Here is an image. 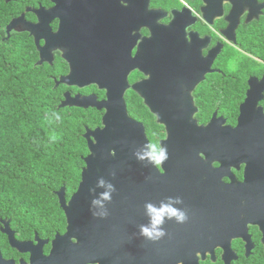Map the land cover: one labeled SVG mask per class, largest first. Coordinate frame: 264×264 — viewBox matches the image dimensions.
I'll return each mask as SVG.
<instances>
[{
	"label": "flooded vegetation",
	"instance_id": "1",
	"mask_svg": "<svg viewBox=\"0 0 264 264\" xmlns=\"http://www.w3.org/2000/svg\"><path fill=\"white\" fill-rule=\"evenodd\" d=\"M0 11L9 18L1 36L5 49L26 48L33 66L45 70L50 112L88 118L80 178L75 189L64 184L53 191L56 214L0 206V264H56L54 242L69 226L62 188L68 203L89 154L84 134L103 127L106 109L98 104L108 99L109 89L123 84L128 112L143 124L149 141L162 143L168 133L157 100L186 103L202 132L197 156L183 161L172 153L159 168V182L131 181L134 212H144L139 201L159 206L166 197L185 194L195 210L228 212L230 228L252 214L244 234L251 246L239 230L229 231L227 258L233 264L264 262V0H0ZM39 14L48 23L47 39L39 41L47 44L42 63L35 34L23 30L39 22ZM13 20L18 29L8 34ZM129 209L110 224L117 241L130 234V222L143 218L148 223L145 212L130 221ZM190 225L166 221L168 235L160 242L197 240L198 231ZM223 254L221 248L215 249V259L210 252L205 257L197 252L201 264H224ZM105 257L99 247L94 255L82 252L78 262L66 264H111Z\"/></svg>",
	"mask_w": 264,
	"mask_h": 264
},
{
	"label": "water",
	"instance_id": "2",
	"mask_svg": "<svg viewBox=\"0 0 264 264\" xmlns=\"http://www.w3.org/2000/svg\"><path fill=\"white\" fill-rule=\"evenodd\" d=\"M39 16V22L28 23L23 30H30L35 34L41 55L39 63H42L46 59L47 44L41 46L39 41L47 39L48 23L45 14ZM16 29H18L16 21L13 20L8 25L7 32L10 34ZM125 89V84L119 89L116 87L109 89L108 99L98 104L99 107L106 109L102 121L103 127L87 129L84 134L90 146L89 154L85 158L86 166L82 172L83 179L80 186L68 203L63 188L62 193L60 192L62 204L69 218V226L67 233L54 242L56 264L78 262L80 253L87 252L94 255L96 248L99 247L103 248L106 255L104 260L109 259L111 264H201L197 252L204 257L210 252L215 259L216 248L224 250V264H233L231 259L227 258L228 252H232V236L227 234L229 231L239 230L248 242L247 247L251 246L250 237H245L244 234L248 233V223L252 214H248L246 223L243 221L239 226L237 225V228H230L231 225L225 222V218L230 216L228 212L195 210L192 201L185 194L176 195L182 197L184 201L177 206L183 208L187 206L189 209L188 221L192 224L189 229L198 231L197 240H191L190 237L188 240H180L177 244L149 241L139 234V225L144 224L143 218L137 223L130 222V234H126L122 242L115 239L110 226L116 221L115 215L119 211L129 206L130 221L134 214L144 215V212H134L132 207L131 181L137 180L142 184L144 177L152 184L160 181L159 169L146 161H138L133 154L137 147L147 143L149 139L143 124L132 118L128 112L123 96ZM156 103L161 107L164 122L168 126V133L162 144L168 148L169 156L174 153L175 157L183 161L197 156L194 150L197 138L202 132L193 119V109L186 103L175 100H157ZM113 171L116 173L115 178L111 175ZM100 177L113 183L117 189L113 193L112 202L107 205L110 215L106 219L93 217L90 210L93 195L89 189L95 187ZM150 190L156 188L152 187ZM102 191L104 189H96L97 194ZM144 204L143 201H139L137 205L144 206ZM259 215L260 213H257V216ZM262 229L264 231V227ZM71 237H75L77 241L75 243L64 241Z\"/></svg>",
	"mask_w": 264,
	"mask_h": 264
},
{
	"label": "trees",
	"instance_id": "3",
	"mask_svg": "<svg viewBox=\"0 0 264 264\" xmlns=\"http://www.w3.org/2000/svg\"><path fill=\"white\" fill-rule=\"evenodd\" d=\"M8 21L0 11V206L21 208L30 215L56 214L53 191L64 184L77 187L82 154L87 152L81 143L88 118L71 113L55 121L49 114L55 122L45 120L50 112L45 70L33 66L26 48L5 49L1 36Z\"/></svg>",
	"mask_w": 264,
	"mask_h": 264
},
{
	"label": "clouds",
	"instance_id": "4",
	"mask_svg": "<svg viewBox=\"0 0 264 264\" xmlns=\"http://www.w3.org/2000/svg\"><path fill=\"white\" fill-rule=\"evenodd\" d=\"M49 114L55 116V121L62 120L58 112L52 111L45 114V120L48 123L55 122L49 118ZM53 140H55V136H53ZM133 154L138 161H146L157 169L161 168L169 160L168 148L160 141H148L137 147ZM111 175L115 178V171L111 172ZM97 188L104 189V191L97 194ZM116 191L117 189L113 183L103 177L98 178L95 187L89 189V192L93 195L90 209L93 217L106 219L110 215L107 205L112 202L113 193ZM183 203L182 197L179 196L166 197L159 202V206L151 201L145 202L144 212L148 217V223L139 225L140 236L149 241L157 242L168 235L164 228L166 221L175 220L178 224L186 223L189 220L187 210L175 206Z\"/></svg>",
	"mask_w": 264,
	"mask_h": 264
}]
</instances>
